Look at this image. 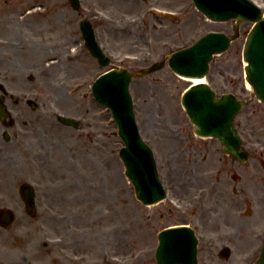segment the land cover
Masks as SVG:
<instances>
[{"label": "rangeland", "instance_id": "374dc122", "mask_svg": "<svg viewBox=\"0 0 264 264\" xmlns=\"http://www.w3.org/2000/svg\"><path fill=\"white\" fill-rule=\"evenodd\" d=\"M255 2L264 10V0ZM83 16L113 63L132 72L208 31L231 34L235 22L209 19L193 0H82L80 10L69 0H0V99L14 113L15 100L31 95L38 100V117L57 126L41 150L50 167L35 180L42 201L54 209L45 221L58 264H156L158 232L177 224L195 228L200 264H254L264 243V102L245 77L243 50L253 23L240 24L239 36L214 56L208 75L219 94L232 91L244 100L235 123L251 152L247 161L226 153L219 139L195 133L181 102L191 82L167 63L133 78L140 132L168 191L163 201L146 205L126 175L112 113L92 93L108 67L85 45ZM62 112L79 118L81 127L63 125L57 119ZM18 160L14 152L0 154V174ZM15 178L12 183L23 177ZM254 230L263 235L250 237ZM226 244L232 248L228 259L220 255Z\"/></svg>", "mask_w": 264, "mask_h": 264}, {"label": "water", "instance_id": "95a60500", "mask_svg": "<svg viewBox=\"0 0 264 264\" xmlns=\"http://www.w3.org/2000/svg\"><path fill=\"white\" fill-rule=\"evenodd\" d=\"M78 9L80 0H70ZM197 7L214 20L236 18L234 32L211 31L191 46L182 48L168 56L169 65L177 73L189 77H205L210 70L213 55L226 51L233 39L239 35V26L244 20L255 21L245 43L244 59L247 80L254 87L258 98L264 101V13L250 0H194ZM81 29L86 45L103 66L110 64L111 58L100 47L91 22L81 20ZM157 62L149 68L135 72L144 75L162 68ZM128 69L118 67L101 74L93 85L96 98L109 106L118 125V133L124 140L120 155L127 167L126 174L132 181L137 197L144 204H153L166 197V189L159 177L157 163L152 148L143 140L134 113V103L129 91L133 78ZM182 103L196 125L195 132L204 136H215L222 140L226 152L242 160L250 157V152L242 148V139L234 124L236 115L243 107L242 100L233 93L216 96V91L207 82L193 84L184 93ZM0 115H7L5 106L0 102ZM59 119L78 127L79 120L66 115ZM159 244L155 256L157 264H198V238L194 228L177 225L159 232ZM228 256L229 247L223 250ZM256 264H264V246Z\"/></svg>", "mask_w": 264, "mask_h": 264}, {"label": "flooded vegetation", "instance_id": "af4514ba", "mask_svg": "<svg viewBox=\"0 0 264 264\" xmlns=\"http://www.w3.org/2000/svg\"><path fill=\"white\" fill-rule=\"evenodd\" d=\"M14 107L12 116L0 118L5 127L0 131V154L7 151L19 156L15 165L7 166V171L0 174V195L11 196L6 202L0 197V264H58L52 249L55 246L51 242L53 236L46 230L51 225L46 224L49 219L45 216L52 215L53 206L42 201V190H31L24 185L26 182L39 185L35 176L40 175L42 168L49 169L41 158V150L55 136L57 126L47 125L38 117L39 106H33L31 97L20 98ZM14 140L18 141L17 145ZM260 161L264 167V159ZM16 176L23 177L17 184L12 183ZM30 191H34L32 198L29 197ZM262 235L263 231L254 230L250 237L260 238ZM244 264H249L248 259Z\"/></svg>", "mask_w": 264, "mask_h": 264}, {"label": "bare ground", "instance_id": "6f19581e", "mask_svg": "<svg viewBox=\"0 0 264 264\" xmlns=\"http://www.w3.org/2000/svg\"><path fill=\"white\" fill-rule=\"evenodd\" d=\"M245 63L247 64V60H245ZM188 81H190L191 83H198V82H203L205 80V77H192V78H189V77H182ZM247 86L248 88L252 89V84L247 81Z\"/></svg>", "mask_w": 264, "mask_h": 264}]
</instances>
